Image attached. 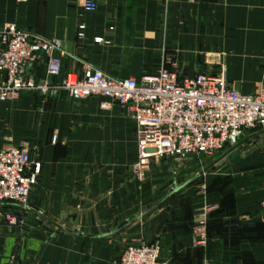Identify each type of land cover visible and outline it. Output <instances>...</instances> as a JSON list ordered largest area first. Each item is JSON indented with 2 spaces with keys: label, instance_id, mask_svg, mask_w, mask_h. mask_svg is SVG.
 I'll list each match as a JSON object with an SVG mask.
<instances>
[{
  "label": "crops",
  "instance_id": "crops-1",
  "mask_svg": "<svg viewBox=\"0 0 264 264\" xmlns=\"http://www.w3.org/2000/svg\"><path fill=\"white\" fill-rule=\"evenodd\" d=\"M96 1L90 13L83 0H0V31L16 24L68 52L60 78L49 75L46 54L30 65L36 84L83 77L86 67L136 80L162 68L182 78L226 68L239 92L264 86V0ZM103 102L66 92L0 101V149L28 142L41 165L23 223L9 226L3 212L20 209L0 208V264H116L127 247L149 239L170 264H264L260 158L246 153L180 185L186 169L165 160L140 182L137 125ZM156 195L163 198L150 204ZM204 216L209 240L200 246ZM125 221L133 223L118 231Z\"/></svg>",
  "mask_w": 264,
  "mask_h": 264
},
{
  "label": "built area",
  "instance_id": "built-area-1",
  "mask_svg": "<svg viewBox=\"0 0 264 264\" xmlns=\"http://www.w3.org/2000/svg\"><path fill=\"white\" fill-rule=\"evenodd\" d=\"M83 8L95 13L97 1L83 0ZM85 29L84 25L80 27L81 38ZM44 54L48 55L49 75L60 78L63 60L68 56L60 40L35 36L16 24L0 31V100L23 93L56 97L66 92L77 102L104 99L103 109L120 106L138 128V161L133 174L140 182L147 179L153 165L162 161L225 154L244 142L247 134L264 130V86L253 94L239 92L229 83L226 68L217 75L198 73L184 78L177 71L162 68L136 80L86 67L83 77L68 76L59 84H36L28 76V68ZM40 172L41 165L28 142L0 149V208L10 206L20 212L29 209ZM4 217L11 227L23 223V216L16 211ZM204 217L199 229L200 246H206L209 240ZM116 264L170 263L156 243L127 247Z\"/></svg>",
  "mask_w": 264,
  "mask_h": 264
},
{
  "label": "rangeland",
  "instance_id": "rangeland-1",
  "mask_svg": "<svg viewBox=\"0 0 264 264\" xmlns=\"http://www.w3.org/2000/svg\"><path fill=\"white\" fill-rule=\"evenodd\" d=\"M7 25H9V24H7ZM247 139H250V144L245 145L243 155H245L248 152H251V154H250L251 156H253L254 158H256V157L260 158V160L258 161L259 162L258 164L261 167H263V169H264V130H259V131H255V132L247 134L245 140H247ZM223 155L224 154H216L213 156H196L195 155V156L186 157L184 160L177 162L181 166V170L186 169V172L184 173L186 175H184V177L182 175V178H181V181L179 182V185L182 184L183 181L186 182L192 178L200 179L201 178L200 176H203L202 178H204V174H207V173L208 174H212V173L214 174V173H218V171H224L225 168H229L228 160H223V161L215 164ZM172 162H176V161H172ZM213 164H215V165L213 166ZM154 166L155 165L152 166V170H153ZM152 170H151V172H152ZM179 170H180V168H179ZM148 175H147V177H148ZM199 186H200V184L198 182V187ZM201 189L204 190V188H201ZM161 197L163 198V196L156 195L153 197L154 199H152L149 203L152 204L156 201H159L161 199ZM29 208H30V206H29ZM17 212L21 216H26V214L28 212L30 213V209L24 210L23 212H20V211H17ZM3 214L5 216L6 212H3ZM140 244H145V243L137 242V243L132 244V245H140ZM146 244H156V242H154L152 239H149L146 241ZM158 244L161 246V244L159 242H158ZM132 245H130V246H132ZM164 260L167 261L165 258H164Z\"/></svg>",
  "mask_w": 264,
  "mask_h": 264
},
{
  "label": "water",
  "instance_id": "water-1",
  "mask_svg": "<svg viewBox=\"0 0 264 264\" xmlns=\"http://www.w3.org/2000/svg\"><path fill=\"white\" fill-rule=\"evenodd\" d=\"M249 144H250V139H247L244 142H242L241 144H239L237 147L229 149L215 164H217V163H219V162H221L223 160H228L232 164H236V163L240 162L241 159H242L244 147H245V145H249ZM247 155H250V153H247ZM215 164H213V166ZM180 190H181L180 188H177V189L172 190L171 191V195L176 194ZM132 223H133V221H125V222H123L119 226L118 231L124 230L125 228H127L128 226H130ZM74 233L76 235H81V233H80L79 230H77Z\"/></svg>",
  "mask_w": 264,
  "mask_h": 264
}]
</instances>
